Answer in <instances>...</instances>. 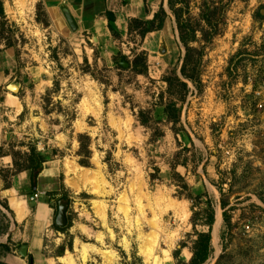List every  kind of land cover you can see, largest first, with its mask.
Here are the masks:
<instances>
[{
	"label": "rangeland",
	"instance_id": "374dc122",
	"mask_svg": "<svg viewBox=\"0 0 264 264\" xmlns=\"http://www.w3.org/2000/svg\"><path fill=\"white\" fill-rule=\"evenodd\" d=\"M174 1L190 28L216 31L208 45L199 32L189 43L203 56L198 84L186 81L188 92L177 102L176 126L163 112L171 99L163 78L181 79L185 49L167 0H144L137 19L153 16L162 2L168 18L143 41L135 33L116 39L66 31L38 0H0V179L12 169L2 157L30 146L58 172L36 185L44 194L38 202L53 210L49 218L36 214L38 248L32 242L36 203L28 202L32 216L24 223L0 207L6 246L0 262L177 264L173 253L182 244L178 258L188 262L195 232L208 231L211 206L212 252L204 264H264V0ZM215 6L214 25L206 26L201 15ZM140 53L145 75L132 70ZM13 180L7 176L11 187ZM29 190L23 186L18 201ZM58 203L66 205L63 232L53 228ZM145 243L151 256L143 253ZM22 245L26 258L18 253Z\"/></svg>",
	"mask_w": 264,
	"mask_h": 264
},
{
	"label": "trees",
	"instance_id": "16d2710c",
	"mask_svg": "<svg viewBox=\"0 0 264 264\" xmlns=\"http://www.w3.org/2000/svg\"><path fill=\"white\" fill-rule=\"evenodd\" d=\"M180 3L185 2V0H178ZM230 0H228L227 4H229ZM222 3V0L219 2ZM226 6V5H225ZM168 10L173 14L175 18V23L177 26V31L179 35V40L183 44L185 49V54L183 57L182 65L180 67V76L181 79L177 76L173 77H165L163 78L164 83L166 84V92L169 94L171 99L165 104L163 107V112L167 121L171 123L173 126L179 124L180 121V106L177 102H182L184 99V95L188 92V84L192 85L198 84V72L197 67L203 56V49L191 48L189 43L198 41L196 39V34L199 32L201 35L202 41L208 45L209 42L216 35V31L207 32L205 30H197L190 28L188 25V20L182 19L181 9H176V3L174 0H167ZM213 11L203 14L201 12V19L206 23V26H213L212 19L214 18L215 12L217 10L215 8H211ZM167 14L163 8V4L160 5L159 10L153 15L151 20H139V19H131L128 23L127 35H132L135 33L140 40H142L147 33L159 31L163 28L164 22L167 18ZM105 19L107 21V29L113 38L119 39L121 38V33L117 30L115 26V18L112 12L105 11ZM0 25L3 26L5 23V14L3 12L2 3L0 2ZM2 33H0V38ZM6 47H10L9 45ZM196 56V60H193V56ZM141 63V68L140 67ZM194 63L193 69H187L190 67V64ZM133 72L136 75H145L146 73V59L145 53H140L134 62L132 67ZM185 80V81H184ZM187 81V82H186ZM177 90V92H174ZM143 112H139L138 119L141 125L146 126L147 123L141 120ZM82 138L79 136V139ZM86 145L80 142V152H84L86 150ZM1 151V150H0ZM1 154V153H0ZM9 156L12 161V169L4 170L5 176H2V181L4 188H9L10 184L7 182V176L14 177L18 173L25 172L27 174L29 189L30 192L33 193L36 190L38 176L43 168V165L50 161L49 156L46 154L39 152L36 150L34 146L28 147V152H11L10 154L4 155ZM80 164L85 165V162L80 161ZM157 171V170H156ZM187 188L186 186H184ZM57 201H63L62 197ZM0 207L4 210L12 212L9 210L7 203L0 199ZM225 204H221V208H224ZM208 218L206 222V226L208 231L204 232H195V240L192 242V246L190 248L191 258L188 262H184V260L179 259L180 250L185 248L182 244L180 249L176 250L173 253V258L176 260L177 264H204L211 255V228L214 222V210L210 206L207 210ZM198 214L194 212V217ZM225 222L229 224V219L227 217L224 218ZM192 225L195 228L194 222ZM68 227V226H67ZM66 227V228H67ZM9 224L4 228V233L8 231ZM53 228L56 231L63 232L65 229L58 228L53 225ZM0 247L6 248L5 245L0 244ZM178 259V260H177ZM0 264H5L0 262Z\"/></svg>",
	"mask_w": 264,
	"mask_h": 264
},
{
	"label": "crops",
	"instance_id": "0c3cea01",
	"mask_svg": "<svg viewBox=\"0 0 264 264\" xmlns=\"http://www.w3.org/2000/svg\"><path fill=\"white\" fill-rule=\"evenodd\" d=\"M38 2L42 6V10L51 19L56 20L60 25H62V29H66V31H69L70 27L65 19L64 10H66L74 20L77 29L83 28L85 31L92 30L94 32L101 33L103 36H107L109 34V31L107 29V21L105 19L106 10L113 13L117 30L123 34H127L129 21L131 19H137L136 17L141 16V6L144 0H38ZM123 3H125V5H122ZM152 17L153 16L151 11L146 15L144 20H151ZM156 32H160V30L147 33L145 36L152 35V33ZM2 158L10 161L11 164L12 161L9 156H3ZM49 162L50 161L43 165V168L38 176V184L40 181L47 177L55 178L58 176V172L55 170V168H53V166L47 167L49 165ZM11 167L12 164L11 166H9V168ZM12 179H14V185L12 187L10 186L9 188H4V186L2 185L3 181L0 179V195L6 196V199L8 201L7 206L13 214L15 223H24L32 215L28 206V200H23V206V203L20 202L22 201V198L19 197L20 193L18 192L23 188V186L29 185V183L26 181L27 174L25 172H21L12 177ZM33 193L30 192V194ZM12 200L15 201V207H13L11 204ZM39 210L45 213V218H49L53 213V210L48 205L42 202L36 203L34 215L32 216L35 222L34 230L32 232V242L36 248L41 246L42 240L40 238V231H38L36 223V214Z\"/></svg>",
	"mask_w": 264,
	"mask_h": 264
},
{
	"label": "water",
	"instance_id": "95a60500",
	"mask_svg": "<svg viewBox=\"0 0 264 264\" xmlns=\"http://www.w3.org/2000/svg\"><path fill=\"white\" fill-rule=\"evenodd\" d=\"M64 16L65 19L70 27L71 31H76L77 26L74 22V20L71 18V16L68 14L66 10H64ZM123 66H127V64H123ZM8 90L11 92V94H17L18 93V87L14 85L8 86ZM67 219H66V205L64 203H58L57 213L54 219V225L58 228H63L66 226ZM18 253L21 258L27 257V246L22 245L20 246Z\"/></svg>",
	"mask_w": 264,
	"mask_h": 264
},
{
	"label": "bare ground",
	"instance_id": "6f19581e",
	"mask_svg": "<svg viewBox=\"0 0 264 264\" xmlns=\"http://www.w3.org/2000/svg\"><path fill=\"white\" fill-rule=\"evenodd\" d=\"M8 97V96H7ZM8 99H11V100H14L15 98L14 97H11V96H9V98ZM15 101V100H14ZM15 104V103H14ZM15 109V108H14ZM70 187H72V188H76L77 189V186H73V185H69ZM78 190V189H77ZM11 204H12V206L13 207H15V201L14 200H12L11 201ZM20 210V209H19ZM22 213V212H21ZM98 214L100 215V217L104 220L105 219V214H104V211H103V209H98ZM127 215V214H126ZM154 215V214H153ZM217 222H219V217H218V219H217ZM154 224V223H153ZM154 226V225H153ZM216 232H217V230H216ZM154 236V235H153ZM153 236H151V237H153ZM155 237V236H154ZM145 238V237H144ZM154 239H156V237L154 238ZM154 239H153V241H152V251H153V247H154ZM151 240V239H150ZM146 245H145V248H144V251H143V253L144 254H148L149 256H151L150 254H151V247H149V248H146V246L148 245L147 243H145ZM78 251V250H77ZM80 254H82V256H84L85 255V249H83L82 248V250H81V253ZM81 256V255H80ZM145 256V255H144ZM148 256V257H149ZM61 259H63V258H61ZM66 259V258H65ZM68 259H70V258H68ZM67 259V260H68ZM146 259V258H145ZM71 261V260H70ZM63 262H65L66 263V260H64L63 259ZM154 264H156V260H154ZM169 264V263H168Z\"/></svg>",
	"mask_w": 264,
	"mask_h": 264
},
{
	"label": "built area",
	"instance_id": "2783aa9c",
	"mask_svg": "<svg viewBox=\"0 0 264 264\" xmlns=\"http://www.w3.org/2000/svg\"><path fill=\"white\" fill-rule=\"evenodd\" d=\"M227 154H229V151L227 152ZM43 195H44L43 193L36 191V192H34L33 194H31L27 200H28V202H30V203H37L38 200H39V199L41 198V196H43Z\"/></svg>",
	"mask_w": 264,
	"mask_h": 264
}]
</instances>
